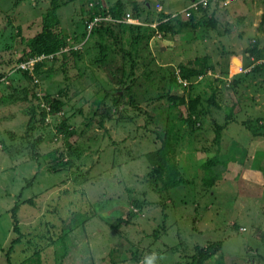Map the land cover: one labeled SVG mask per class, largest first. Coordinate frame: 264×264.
<instances>
[{
	"label": "rangeland",
	"instance_id": "374dc122",
	"mask_svg": "<svg viewBox=\"0 0 264 264\" xmlns=\"http://www.w3.org/2000/svg\"><path fill=\"white\" fill-rule=\"evenodd\" d=\"M195 1L61 0L63 53L22 74L50 0H0V264H197L216 240L200 264H264V0ZM196 57L211 68L179 81ZM233 103V159L205 187L197 155ZM169 130L173 173L155 180L146 154Z\"/></svg>",
	"mask_w": 264,
	"mask_h": 264
},
{
	"label": "trees",
	"instance_id": "16d2710c",
	"mask_svg": "<svg viewBox=\"0 0 264 264\" xmlns=\"http://www.w3.org/2000/svg\"><path fill=\"white\" fill-rule=\"evenodd\" d=\"M61 0H50V6L51 10H47L45 17L43 18L42 28L40 32L35 34L32 38L26 42L25 47L23 49V54L19 57V60L15 62V66L19 65L20 63H30L29 61L32 60L31 68L26 67H18V70L22 72V70H26L28 73V70L38 72L39 67H41L46 61L52 59V62L56 61V55L59 53H63L64 50H62V45L65 44L64 40L60 37V34L53 29L54 23H56L58 20L56 16L57 15V9L60 5ZM246 0H236L233 1L231 4L234 3H240L245 2ZM211 0H206L205 3H199L198 6H204V4L207 6L208 3H210ZM219 5V4H216ZM220 7V6H218ZM202 10H206V8H202ZM164 15V14H162ZM114 17H118L119 14H113ZM166 17H170L168 15H164ZM91 19V18H90ZM112 21H115L112 20ZM164 23H161L160 29L162 30L163 25L168 23L166 19L163 21ZM118 22H113V24H116ZM215 21L213 18H209L205 24L208 26L215 28ZM181 25L185 24L180 22ZM98 25V24H97ZM125 26L131 27L129 24H125ZM162 27V28H161ZM165 28V27H164ZM160 30V31H161ZM109 31V30H108ZM110 33H112V30H110ZM71 51V50H70ZM52 54V55H51ZM99 61H105L106 60V53L102 52L99 54ZM104 64V63H103ZM50 65V63L48 64ZM30 66V65H29ZM131 67H134L131 63ZM211 66L208 64L206 57H196L192 60H189V62L185 65H180L178 69V78L179 81H182V79H185L187 82H190L192 78H195L196 76L199 77L202 73H205L208 69H210ZM234 67H231L233 69ZM23 74V72H22ZM115 94L114 101H117V99L121 98L119 95L118 89H109L108 93ZM107 93V94H108ZM35 96V95H34ZM215 94L214 92L211 93L208 101L209 104L213 106H217L215 102ZM186 99V98H185ZM184 97L179 98L180 105H184V102H186L185 107H188L190 110H194L196 107V104L198 102L197 97L192 98L191 100L186 99ZM48 102H52L50 98L47 97ZM54 101V100H53ZM129 104L132 106H135L134 100L132 96L128 97ZM235 101V100H233ZM235 103V102H234ZM231 104L225 109L224 112V121L223 123L213 122V141L216 145L215 150H209L207 148H201L197 155V176L200 178V181L203 186L205 187H211L214 182L220 178L221 176V169H226L228 163L233 159L232 157H222V149H221V140H222V132L223 129L228 125L229 122L232 121L233 116V109L236 107V104ZM55 105L59 106L60 103L57 101L55 102ZM51 104L50 108L53 112L58 111V107ZM103 122L101 123V125ZM171 130V129H170ZM170 130L166 133V136L164 140L161 142V144L148 152L146 154V160H147V166H148V174L147 176L152 179H161V177H164L168 172L172 171V164L169 162V154L173 152L169 133ZM74 132V131H72ZM115 144V143H114ZM69 149L71 148L74 152L78 151L79 148L73 147V145L69 144ZM66 163H55L53 164V167L50 168V171L53 173H57L62 167H64ZM221 168V169H220ZM173 173V172H171ZM15 209H13V218L15 217ZM221 247V242L216 241H208L202 248H200L197 257L195 258V261L197 264L202 263L205 259L213 256L216 254ZM11 248H9L10 251ZM9 253V252H8ZM7 253V254H8ZM6 261L8 264L11 263V259L9 257H6Z\"/></svg>",
	"mask_w": 264,
	"mask_h": 264
},
{
	"label": "built area",
	"instance_id": "2783aa9c",
	"mask_svg": "<svg viewBox=\"0 0 264 264\" xmlns=\"http://www.w3.org/2000/svg\"><path fill=\"white\" fill-rule=\"evenodd\" d=\"M211 1H213L215 3V0H211ZM219 1H220V4L227 5V4H229V3L233 2V1H236V0H219ZM195 3H197V4H199V3H205L206 4V0H196ZM197 4H193V5L196 6ZM94 19H96V18H94ZM126 21L127 22H132V23L136 22L135 19H132L131 18L130 14H126ZM31 64H32V61L30 63H28V64L20 63L19 64V67L26 68L27 66H29Z\"/></svg>",
	"mask_w": 264,
	"mask_h": 264
},
{
	"label": "clouds",
	"instance_id": "9594fccd",
	"mask_svg": "<svg viewBox=\"0 0 264 264\" xmlns=\"http://www.w3.org/2000/svg\"><path fill=\"white\" fill-rule=\"evenodd\" d=\"M231 3H232V2H231ZM231 3H229V4H227V5H231ZM93 19H94V18H93ZM31 61H32V60H30L29 62H31ZM25 64H28V63H25ZM18 67H19V65L15 66L16 69H18ZM27 67L31 68V65H30V66H27ZM148 264H152V260H151V259L148 260Z\"/></svg>",
	"mask_w": 264,
	"mask_h": 264
}]
</instances>
